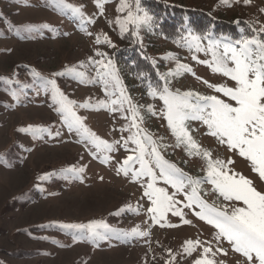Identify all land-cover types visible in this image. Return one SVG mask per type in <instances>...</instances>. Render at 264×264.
<instances>
[{"label": "rangeland", "instance_id": "374dc122", "mask_svg": "<svg viewBox=\"0 0 264 264\" xmlns=\"http://www.w3.org/2000/svg\"><path fill=\"white\" fill-rule=\"evenodd\" d=\"M162 1L203 11L228 22L244 20L257 28L264 26V12H261L264 0H251L248 5L240 0L239 3L232 2L231 6L222 0ZM65 3L80 7L84 17L94 23H83L71 12L61 11L54 0H0V78L12 85L10 89L0 88V264H165L168 251L182 253L187 240L210 242L215 251V230L189 209H183V212L190 224H183L171 213L167 220L177 227L162 228L153 224L147 213L150 203L143 196L141 183L117 173L118 164L133 154L131 149L135 145L129 144L128 150L123 147L121 137H127L129 133H121L120 129L129 121L119 112L104 108L95 110L99 107L98 101L108 99L103 86L81 83L71 74L54 76L75 69L91 80L95 77V69L89 60L101 59L95 55L97 51L105 53L104 60L110 58L113 61L126 95L144 117L141 127L154 139L163 137L161 143L167 145L162 149L165 158L189 175H204V162L199 157H188L182 147L172 146L175 138L167 128L166 120L159 115L163 102L158 97L153 99L149 88L139 87L122 64L115 61V52L126 46L119 26L115 24L117 17L123 19L126 16V12H117L120 0H108L103 15L96 0H65ZM11 24L23 29L33 26L39 31L21 29L20 35H15ZM104 35L115 47L103 42ZM97 36L102 41L99 45L95 42ZM133 38L145 49L147 58L157 64L159 74L175 70L177 62L192 69L194 75L184 72L168 78V86L173 92L219 95L207 87L205 81L212 85L234 86L227 77L214 74L205 64L197 62L210 60V54L190 52L187 48L149 36L142 28L139 39ZM169 54L176 59H165ZM193 55L197 60L192 59ZM34 72L45 79H55L59 89L77 105L87 103L91 106L78 108L77 115L96 136L109 143L121 141L116 151L108 153L111 157L109 164L93 158L90 146L62 127L50 90L45 91ZM161 82L160 88L164 85V81ZM13 92L19 96L18 101L13 98ZM149 107L155 109L156 116L147 111ZM28 127L45 128L52 135L45 133L43 138L36 139L19 131ZM189 128L201 148L212 153L213 159H232L234 164L230 167L252 180L258 191L264 192V181L251 170L248 161L206 135L207 130L199 121H190ZM57 131L59 136L55 135ZM80 167L85 169L80 179L65 172ZM44 176L48 179L42 180ZM158 186L168 187L163 183ZM203 189L209 192L204 196L209 204H221L222 198L211 193L210 185H204ZM93 221H104L114 233L108 239L91 243L87 239H74L80 234L58 227L60 224ZM133 228L148 231L149 235L143 238L120 235ZM220 247L223 252L215 256L218 262L241 264L243 258L234 253L226 241ZM201 251L198 249L191 256L177 255L176 264H193Z\"/></svg>", "mask_w": 264, "mask_h": 264}, {"label": "snow or ice", "instance_id": "6c2138e0", "mask_svg": "<svg viewBox=\"0 0 264 264\" xmlns=\"http://www.w3.org/2000/svg\"><path fill=\"white\" fill-rule=\"evenodd\" d=\"M107 2L108 0H96L101 15ZM222 2L231 6L232 2L239 3L240 0ZM250 2L251 0H243L245 5ZM54 3L61 11L71 12L83 23H94L84 17L80 7L65 3V0H54ZM117 12H126L123 19L117 17L115 20L122 37L130 26L131 34L139 39L140 29L151 26L152 18L147 13L140 14V0H120ZM261 12H264V9H261ZM250 27L253 34L242 36L235 43L214 40L210 35L198 36L189 33L182 37L184 41L182 46L190 52H203L211 56L210 60L198 61L193 55V60L205 64L212 73L220 74L234 82V86L231 87L204 82L219 95L171 91L168 86L169 77H176L184 72L192 73L189 66L179 62L175 70L159 74L160 80L164 81L162 88H153L149 85V95L153 99L158 97L163 102L159 115L166 120L167 128L175 138V144L172 146L182 147L188 157H199L204 162V175L199 177L189 175L175 163L167 160L162 153V149L167 147L161 143L163 137L154 139L141 127L144 117L139 107L126 95L113 61L110 58L104 60L105 53L97 51L95 55L101 59L89 60V64L95 69V77L91 80H88L85 73L75 69L54 74V76L71 74L81 83L101 84L108 99L98 101L99 107L95 110L104 108L110 112H119L122 118L129 121L120 129L121 133H129L127 137L122 136L121 140L125 150H128L129 144L135 147L131 149L133 154L120 162L116 170L118 174L122 173L132 182L141 183L144 189L143 196L150 203L147 213L150 214L153 224H158L162 228L177 227L167 220L169 213L179 217L183 224H190L191 221L184 218L183 212V209H189L199 220L215 230L213 237L215 251L210 242L187 240L182 253L174 254L171 250L168 251L165 264H176L177 255L191 256L198 249L202 251L193 264H223L218 262L215 256L216 253L223 252L220 245L225 241L234 253L243 258L241 264H264V192L258 191L252 180L230 167L234 164L232 159L226 161L213 159L212 153L201 148L189 128L190 121H199L206 128V135L215 138L219 145L226 146L228 151L248 161L251 170L264 181V26ZM23 31L34 32L39 29L29 26ZM204 41H207L206 45ZM95 42L97 45L101 44V37L97 36ZM103 42L115 47L107 35L103 36ZM165 59L176 58L169 54ZM33 75L40 80L45 91L50 90L52 104L60 117L62 127L70 134L75 133L82 142L88 144L93 158H99L102 164H109L111 157L108 153L116 151L121 141L109 143L96 136L86 127L84 119L77 115L78 108H89L91 107L89 104L77 105L75 101L70 100L59 89L55 79H45L35 72ZM12 95L14 99L19 100L15 92ZM147 111L152 116L157 115L152 107ZM19 131L27 132L36 139L43 138L45 133L52 135L48 129L39 127L22 128ZM55 135L59 136L60 132L57 131ZM92 149H95V152H92ZM84 170L83 167L69 168L65 172L80 179ZM144 178L147 180L144 181ZM41 179L48 177L44 176ZM160 183L168 187L158 186ZM206 184L211 186V193L217 198H222L221 204H209L204 199V196L209 195V192L203 189ZM178 196H182L183 199H177ZM58 227L79 233V237L74 236V239H87L91 243L108 239L109 235L114 233L104 221L60 224ZM120 235L125 238H143L147 237L149 232L133 228L130 232Z\"/></svg>", "mask_w": 264, "mask_h": 264}, {"label": "trees", "instance_id": "16d2710c", "mask_svg": "<svg viewBox=\"0 0 264 264\" xmlns=\"http://www.w3.org/2000/svg\"><path fill=\"white\" fill-rule=\"evenodd\" d=\"M141 15L147 13L152 18L150 27H142V31L149 36L161 38L173 45L186 48L182 45V37L189 33L198 36L210 35L218 41L235 43L242 36H251V24L244 20L228 22L216 19L209 13L190 8H182L173 3L162 0H140ZM15 35H20L17 29L21 26L13 25ZM126 46L115 52V61L122 64L132 78L142 89L160 88L161 80L157 64L147 58V53L131 34L129 29L123 36ZM12 85L0 78V88L10 89Z\"/></svg>", "mask_w": 264, "mask_h": 264}]
</instances>
